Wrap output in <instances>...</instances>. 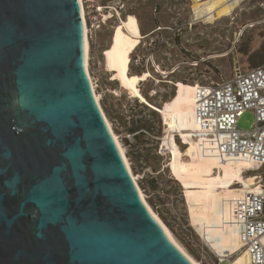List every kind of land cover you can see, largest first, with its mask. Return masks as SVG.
Wrapping results in <instances>:
<instances>
[{"label":"water","instance_id":"obj_1","mask_svg":"<svg viewBox=\"0 0 264 264\" xmlns=\"http://www.w3.org/2000/svg\"><path fill=\"white\" fill-rule=\"evenodd\" d=\"M85 36L81 0H0V264H194L127 165Z\"/></svg>","mask_w":264,"mask_h":264},{"label":"rangeland","instance_id":"obj_2","mask_svg":"<svg viewBox=\"0 0 264 264\" xmlns=\"http://www.w3.org/2000/svg\"><path fill=\"white\" fill-rule=\"evenodd\" d=\"M83 1L89 30V72L102 109L123 144L147 202L200 264H233L244 250L223 257L204 238L198 224L203 216L202 189L197 180L179 174L171 164L173 154L163 151L168 144L181 154L187 145L178 133L171 134L169 140L170 121L164 123L165 117L157 109L158 117L150 115L142 108L139 97L132 96L113 79V72L107 70L105 51L119 24L134 35L142 34L143 42L132 54L131 73L150 70L152 77L143 81L142 92L149 95L152 104L172 112L191 99L186 88L179 92L180 82H221L233 78L238 71L264 64V0H242L232 14L218 19L202 18L194 12L195 4L209 0ZM140 117L149 120L153 130L140 133L141 138L137 139L138 132L129 131V127L133 119ZM177 118L187 128L200 126V122L191 120L188 110H181ZM254 124L252 111L245 112L239 120L242 129ZM131 134L133 139L129 138ZM223 174L228 180L226 187L241 188L240 183L232 182L251 174L264 185V167L224 169Z\"/></svg>","mask_w":264,"mask_h":264},{"label":"bare ground","instance_id":"obj_3","mask_svg":"<svg viewBox=\"0 0 264 264\" xmlns=\"http://www.w3.org/2000/svg\"><path fill=\"white\" fill-rule=\"evenodd\" d=\"M197 1L200 2L201 0ZM241 1L242 0H209L204 3H197L195 4V7H193L195 9L194 12L199 17L206 16L210 19H218L232 14L233 11L240 5ZM81 4L86 31V68L93 86L95 96L99 101V104L101 105L100 96L96 92L94 81L89 72V30L83 0H81ZM143 38V36H137L125 30L122 24L117 25L115 28L112 44L105 51L107 70L113 72V79L120 82L122 89L130 91L132 96L139 97L144 103H147L152 108L159 110V112H161L165 116V118L170 121L171 129L169 131V140H171L170 137L173 133H178L181 139H183L182 142L187 145V149L185 152L176 154L173 148L168 144L164 145L163 151L173 154V160L171 164L175 166L176 171L179 174L197 180L199 183V187L202 189L203 216H201L198 220V224L202 226L201 230L204 234V238H206V240L211 243L212 247L216 251L223 254V257L236 255L237 252L244 249L239 239L238 227L233 225L232 223H227V218L229 216V207L227 204L234 195H236L242 189L244 190L245 187L246 189H254L255 191H260L263 187L257 182L258 176L252 174L246 176L238 182H232L241 183V188H237L236 186L226 187L224 185L228 182V180L224 176L223 170H243L246 166L254 165V163L246 160L222 159V157L215 153L216 149L214 148L215 146L213 145V143L207 138H201L204 137L202 133L199 132L201 125L197 128H187L183 125V122H181L177 118L176 114L179 111L188 110L191 120H193L194 122H199L196 111L195 84L186 88L187 93H189L191 98L190 101L180 103L175 111H168L164 108L152 104L148 100V98L141 90V83L142 81H149L152 77V72L150 70H147L140 74L131 73L132 54L141 45V43L143 42ZM107 122L125 157L127 165L139 186L138 178L131 169V164L126 155L123 144L121 143L117 134L113 131L112 125L108 119ZM165 132L168 133L167 130ZM194 137L200 138L195 139ZM140 191L143 198L147 202L146 196L141 188ZM147 204L149 205L148 202ZM149 208L162 223L173 243L194 264H200L177 241L171 230L159 218L157 213L151 208L150 205ZM246 255L247 258L245 260H248L247 262H244V257H246ZM233 264H251L246 250L242 251V255H238L235 258Z\"/></svg>","mask_w":264,"mask_h":264},{"label":"built area","instance_id":"obj_4","mask_svg":"<svg viewBox=\"0 0 264 264\" xmlns=\"http://www.w3.org/2000/svg\"><path fill=\"white\" fill-rule=\"evenodd\" d=\"M195 87L199 132L213 143L215 153L222 159L246 160L258 169L264 167V64L238 71L233 78L221 82H196ZM247 111L254 113L255 124L242 129L239 120ZM129 138L133 139L134 134ZM261 186L260 191L245 187L227 204V223L238 227L251 264H264V185Z\"/></svg>","mask_w":264,"mask_h":264},{"label":"trees","instance_id":"obj_5","mask_svg":"<svg viewBox=\"0 0 264 264\" xmlns=\"http://www.w3.org/2000/svg\"><path fill=\"white\" fill-rule=\"evenodd\" d=\"M137 36H141L142 34H140L139 32L136 33ZM264 63V62H263ZM143 73V72H141ZM140 74V73H139ZM194 85V84H193ZM179 86V92H181V90H185V88H187L188 86H192L190 84H185L180 82L178 84ZM179 92L178 95L176 97V99L179 97ZM148 100H149V95H145ZM175 99V100H176ZM136 100H139L138 98H136ZM174 100V101H175ZM150 101V100H149ZM142 108H145L146 110L149 111L150 115H152L153 117H158L159 113L155 110V109H151L147 103L142 102L141 103ZM165 109V108H164ZM180 112V111H179ZM179 112L176 114L178 116ZM164 116V115H163ZM165 117V116H164ZM125 125L127 126L126 122H124ZM133 125L131 127H129V131L132 132H138L137 134H135L137 137V139L141 138L140 133L142 132H150L151 130H153V126L150 124L149 120H144L142 117H140L139 119H136L132 121ZM164 123L168 124L169 121L168 119L164 118ZM167 126V125H166ZM168 128V127H167ZM167 128L165 130H167ZM183 176V175H182ZM177 181V180H176Z\"/></svg>","mask_w":264,"mask_h":264},{"label":"crops","instance_id":"obj_6","mask_svg":"<svg viewBox=\"0 0 264 264\" xmlns=\"http://www.w3.org/2000/svg\"><path fill=\"white\" fill-rule=\"evenodd\" d=\"M235 182H238V181H235Z\"/></svg>","mask_w":264,"mask_h":264}]
</instances>
